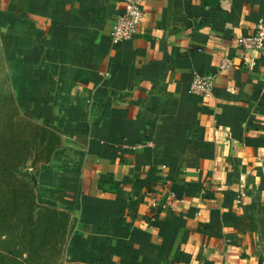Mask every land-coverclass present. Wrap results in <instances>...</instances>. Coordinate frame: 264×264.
<instances>
[{
  "label": "crops",
  "instance_id": "1",
  "mask_svg": "<svg viewBox=\"0 0 264 264\" xmlns=\"http://www.w3.org/2000/svg\"><path fill=\"white\" fill-rule=\"evenodd\" d=\"M125 1L0 0V75L69 161L37 185L70 213L58 264H264V55L238 43L264 0H147L113 45Z\"/></svg>",
  "mask_w": 264,
  "mask_h": 264
},
{
  "label": "rangeland",
  "instance_id": "2",
  "mask_svg": "<svg viewBox=\"0 0 264 264\" xmlns=\"http://www.w3.org/2000/svg\"><path fill=\"white\" fill-rule=\"evenodd\" d=\"M34 122L30 123V119L21 115V112L15 107L12 95L5 86V79L0 75V163L7 156L16 155L21 157L30 151V160L16 170L18 177L26 180L28 175H33L40 182L42 171L46 169L44 176L48 178L47 183L50 179H55L57 182L58 179L61 180L67 175L68 169L65 171L63 168L69 166V161L64 154H60V156L57 155L52 159L49 164L33 163V158L41 154V150L34 142L35 138H40L41 126L40 124L36 125ZM10 143L17 144V147L9 149ZM13 162L17 161L13 159ZM55 172H58L59 175L53 174ZM43 189L37 187L35 191L38 205L56 209L62 208L59 205L54 206V200H57L56 198H51L53 197L50 194L51 187L47 188L49 193L43 191ZM8 191L7 184L1 185L0 180V264H34L33 261V263L26 262L25 257L27 255L25 253L22 254L21 250V246L24 244L22 241L25 233L24 225L28 218L26 213L27 204L23 196L24 190L22 188H12L10 190L11 201L6 202L4 194ZM56 196H58L57 193L54 197ZM64 249L65 246L63 245L62 252ZM59 255H54L53 251H48L46 252L47 257L40 264H58L62 253ZM33 257L35 260L37 255L34 254Z\"/></svg>",
  "mask_w": 264,
  "mask_h": 264
},
{
  "label": "trees",
  "instance_id": "3",
  "mask_svg": "<svg viewBox=\"0 0 264 264\" xmlns=\"http://www.w3.org/2000/svg\"><path fill=\"white\" fill-rule=\"evenodd\" d=\"M39 136L40 138H35L34 142L41 150V154L33 158V163L47 164L51 161L53 154L61 149L63 140L57 132L45 126L40 127ZM16 147L17 144L10 143L9 149H15ZM30 157L31 153L28 151L21 157L12 155L3 158L0 163V180L1 185L6 183L9 189L4 194L6 202L11 201L10 190L12 188H22L24 190L23 196L27 204L26 213L28 218L24 225L25 233L22 239L24 244L21 246V250L22 254L27 255L25 257L27 263L33 261L34 264H40L47 257L46 252L53 251L54 255L62 253V246H65L67 242L71 217L67 211L38 205L35 193L38 185L36 177L28 175L26 180L18 177L16 174L17 168L27 164ZM13 159L17 162H13ZM34 254L37 255L35 260L33 259Z\"/></svg>",
  "mask_w": 264,
  "mask_h": 264
},
{
  "label": "built area",
  "instance_id": "4",
  "mask_svg": "<svg viewBox=\"0 0 264 264\" xmlns=\"http://www.w3.org/2000/svg\"><path fill=\"white\" fill-rule=\"evenodd\" d=\"M147 0H126L112 25L110 38L113 45L132 40L143 23L144 4ZM238 43L247 51L264 55V21L260 20L251 35L239 37ZM233 67V61L223 58L215 73L200 75L195 73L189 86V93L195 96L213 99L216 89V74Z\"/></svg>",
  "mask_w": 264,
  "mask_h": 264
}]
</instances>
